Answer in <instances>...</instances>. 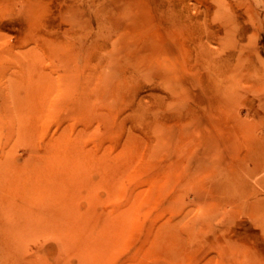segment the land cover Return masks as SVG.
<instances>
[{"label": "rangeland", "instance_id": "rangeland-1", "mask_svg": "<svg viewBox=\"0 0 264 264\" xmlns=\"http://www.w3.org/2000/svg\"><path fill=\"white\" fill-rule=\"evenodd\" d=\"M0 264H264V0H0Z\"/></svg>", "mask_w": 264, "mask_h": 264}, {"label": "bare ground", "instance_id": "bare-ground-1", "mask_svg": "<svg viewBox=\"0 0 264 264\" xmlns=\"http://www.w3.org/2000/svg\"><path fill=\"white\" fill-rule=\"evenodd\" d=\"M179 31L183 32L181 29H179ZM212 36V35H211ZM213 37V36H212Z\"/></svg>", "mask_w": 264, "mask_h": 264}]
</instances>
